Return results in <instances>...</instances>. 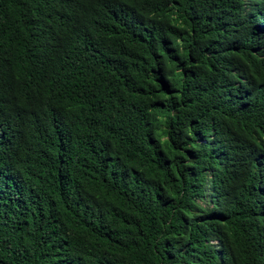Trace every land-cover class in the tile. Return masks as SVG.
Returning <instances> with one entry per match:
<instances>
[{
	"label": "trees",
	"instance_id": "obj_1",
	"mask_svg": "<svg viewBox=\"0 0 264 264\" xmlns=\"http://www.w3.org/2000/svg\"><path fill=\"white\" fill-rule=\"evenodd\" d=\"M0 264H264V0H0Z\"/></svg>",
	"mask_w": 264,
	"mask_h": 264
}]
</instances>
